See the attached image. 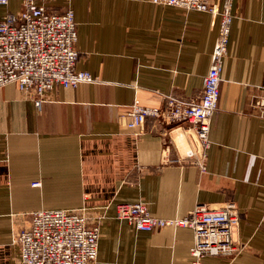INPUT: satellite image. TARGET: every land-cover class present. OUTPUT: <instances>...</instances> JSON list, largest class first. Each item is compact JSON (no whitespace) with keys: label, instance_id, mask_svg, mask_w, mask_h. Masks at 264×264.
I'll list each match as a JSON object with an SVG mask.
<instances>
[{"label":"crops","instance_id":"1","mask_svg":"<svg viewBox=\"0 0 264 264\" xmlns=\"http://www.w3.org/2000/svg\"><path fill=\"white\" fill-rule=\"evenodd\" d=\"M227 0H211L221 8ZM65 0L47 7L60 12ZM77 71L93 80L55 87L36 107L16 83L0 87V264H17L19 229L40 210L83 209L99 217L96 264H192L185 227L137 231L118 205L144 203L151 216L181 219L196 207L233 203L239 213L232 258L202 264H264V0H231L233 19L212 118L205 171L185 122L147 118L127 128L132 106L164 109L202 94L220 16L150 0H72ZM22 0L0 4V18Z\"/></svg>","mask_w":264,"mask_h":264},{"label":"built area","instance_id":"2","mask_svg":"<svg viewBox=\"0 0 264 264\" xmlns=\"http://www.w3.org/2000/svg\"><path fill=\"white\" fill-rule=\"evenodd\" d=\"M50 0H22V10L0 18V87L16 83L32 98L36 107L50 98L55 87L76 88L91 82L92 76L75 69L78 57L72 0L60 12L47 7ZM152 3L219 15L218 34L211 53V63L202 80V94L186 104L173 98L164 109L132 106L121 117L127 128L141 126L147 118L162 124L188 123L194 132L196 149L185 159L205 171L209 148V129L217 110L223 62L233 19L231 0L221 8L211 0H150ZM8 0H0L6 5ZM254 108L264 112V98L255 99ZM116 218L137 231L151 232L164 227H185L194 236L190 249L192 264H202L206 257H235L242 249L233 240L239 213L233 203L220 209L196 207L181 219H160L149 214L141 202L117 206ZM89 219L83 209L40 210L29 215V223L15 234L17 264H96L99 220Z\"/></svg>","mask_w":264,"mask_h":264}]
</instances>
